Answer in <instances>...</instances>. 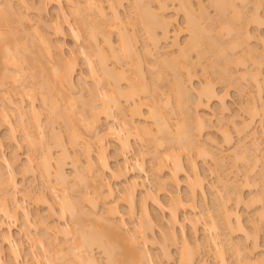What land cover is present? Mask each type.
Here are the masks:
<instances>
[{
    "label": "bare ground",
    "instance_id": "1",
    "mask_svg": "<svg viewBox=\"0 0 264 264\" xmlns=\"http://www.w3.org/2000/svg\"><path fill=\"white\" fill-rule=\"evenodd\" d=\"M6 1V0H5ZM20 5L22 7H25L31 11H33V16L34 19L37 23V25L35 24L34 26H32L31 28L29 26H27L25 23V25L30 28L28 29L23 22L24 21H28L29 20V16L26 15L27 17H23L25 14L22 13L21 18L23 19V21L21 22V18L20 20H15L14 18L17 16V14L15 15L14 12L12 13L11 11L14 8L11 3V1L7 0L6 4L4 2V5L2 6L0 3V87H3V82L6 81L7 79L9 80L11 77V80H15L11 81V83L16 84L18 83V85L16 84L15 87H22L21 85L24 86V89L22 87V90H28L30 92L31 90V94L26 95L32 100L31 104L29 106H24L25 104L24 101L22 100V98L20 100L22 101H14L13 99H8L7 104L5 103V105H7V108H4V106H1L0 108H4L1 109L0 111V125H6L8 128V133L6 134V136H2L0 134V151L2 149H4L5 146H9L12 147L14 149H16L15 151L11 152V154L9 156H7L6 154H0V264H23L20 262V252L19 249L17 247V244L15 243L12 233H11V227L6 223V221H12L14 219H16V216L18 215V213H22L23 214V218L25 221V230H26V234L25 237L27 238L28 242H30L31 244H33L35 241V237L36 235H33V228L36 227L38 224H43V234H40V237L37 238V242L39 246H42L41 249L42 251L44 250L43 253L41 254H32V260L35 264H101L99 263L100 260L98 258H96V255H94L93 253V248L97 247L99 249H101V251H103L104 255H106V264H158L156 262V260L153 258V256L149 253V249H148V244L149 242H154L153 238H152V232L154 231V228L156 227V223L158 221L157 217L151 212V210L149 209L148 203H147V197H149L147 195H145L143 200V197L141 199V217H140V222L139 224H137L136 228H133L134 230H130L132 228H130L128 225V223L126 222L125 218H124V214L119 210V208H117V206L115 204L106 202L103 206H104V210L102 212H99L98 215H94L96 220L95 222H100V229L99 231L95 230L97 228L93 227V229H91L92 225H87L85 223L88 222V220H90L91 218L85 217L86 212L80 208V205L78 206L76 204L77 200V196H74L73 199L71 197V194L78 192V186L81 184L83 187V184H87V187L90 188L89 185H91L92 188H94V192L92 193V191L90 192L88 190V192L92 193V196L89 195V198L85 199L86 194L88 193L86 191V194L84 195H80L83 194L82 190L79 193L78 198L81 199L83 198L84 202L88 201V202H93V206H94V210L95 207L98 208L97 205H99V201L101 199H106V198H111L115 196V190L111 184V181L109 180V178L112 179H121L122 177H129L127 182L128 185L124 188V194H123V201H126V204L129 206V214L131 215V217H133L136 213V191L138 189H140L141 187H143L144 184V180L145 178H142L143 175L146 176V178L150 179L149 174L150 172L147 171L146 167H145V161H144V157L148 154L146 152L148 151H143L141 149V144L140 142L144 143V141H149V143H153V144H158V145H162V143H170L174 142L177 145L173 146V147H178L180 149V151L182 149H184L185 151H195V153H197V156H201V157H209V158H214L215 160L217 159V156H215L212 152V150H210V148L208 149V145L206 144H200L201 142L198 141L200 139L199 138V134L202 135L203 133V129L206 123H208V121L211 122L212 118H208L206 117L205 114H201L200 112H198V108H200L203 105H206L208 107V105L213 102V101H218L219 103L225 104V97L223 95H221L218 90H216L215 85H212L211 82H206L207 80H205V84L203 82V84H199L200 87L195 84L196 82H193V78L195 79L196 77V72L193 71L194 67L198 65V63H200L198 61V63H195L192 61L193 58H191V52L192 51H197V53L203 57L204 52L207 51V53H213V57H215V63L213 67H216L215 64H217V67L219 65L220 66V73L225 74V78H239L240 77L245 81L250 78L249 80L250 83L253 82L255 86V88H257V95H259L260 93L263 92V88H264V69H263V63L260 60H257L260 56L258 54L259 50H255V47H248V49L246 48V45H241V43L239 42L240 40L243 41V44L245 43L246 40L248 39H252L254 38V34L253 32L250 31V29L248 28L250 25L249 24H253L251 22L258 23V26L260 24L263 25V20H261V18L259 19L258 17V10L259 8L261 9V6L264 5V0H210L211 3L213 5H216V9L217 7L220 8L221 12L219 11V8L217 9L219 11V13L222 15H224V17L222 18L224 20L225 15H229V18L226 17L225 18V23H226V19L228 18L230 20V18H232L231 20H233L231 23L224 24V27L227 25V29L226 32L229 34H231L232 37H234L232 39V43L230 48H224V50L227 49L228 53L229 50L231 51L232 49H234V47L237 45V48H243V49H247V55L249 57V59L254 60L252 61L256 68H254L255 70L253 71L252 69L250 70L248 67H246L247 65V55L245 54V50H243L244 52V59L247 61L246 65L244 62V59H242L241 57H243L241 55L240 58H238V60L234 59L235 64H239L240 61L243 62V64L245 65V72L243 70V74H240L241 76H237L235 74L231 73H226L228 70L227 67L228 65H230V63H234L233 61L229 62V58H228V54L227 52H224V50L222 49L221 44L216 46V42H213L212 39L210 41V39L208 41H204L205 38L203 33L205 32L206 35H208L206 32L207 30L203 31L201 24L199 25L198 21L196 20V18L193 16V5L192 2L190 0H181V3L179 4V11L181 8V11H184L183 14H185V23H187L186 25V30L189 31V39L186 43V45H181V42H179L178 40V36H179V31L181 32L182 29H178V31L175 32L172 30H170V25L171 23H173L171 20V18L169 19L170 16H168L166 14V8H168L167 6H165L164 4H160L159 0H156V2H159V6L160 10L159 12H156L154 10H150L152 7V0H150L151 4L144 0H134L132 1L134 7L136 8V12H135V16H138L137 18H135V24L137 23L136 21L138 19H140L139 21L141 23V27L142 29H144L143 31H145V35L148 37L147 41L152 44V46L154 47V50L156 49V51L160 50L159 48V43L161 41H169L174 35L173 39H172V43H169V45L172 46V48H177V52H175L174 55L172 53V51L170 52V55L167 54V49L166 51L164 50V53L166 52V55H160L162 52L158 51V52H152V49L149 50V48L147 49V52L145 53V56H150L153 57L154 60L159 61V64L161 63V68H159V72L154 69V72H152V75L155 74V81H161V77H163L165 74L169 73L174 75L173 77L175 79H173L174 84V88H175V102H176V107H175V112L176 110H178V112L180 113L179 115H181L180 119L181 121H177L175 128L173 129V127L171 126L170 122L168 121V118L166 115H164L161 111L159 112V110L157 111V108L154 105H151L150 102H148L149 99H153L156 98V94L158 92L157 87L155 86L154 90L151 89V87L149 86V84L147 83V75L144 73L143 68L139 65L138 62H141V56L139 55L140 50L137 47V42L138 39H136V35L135 33H131V32H135L133 30L134 29V25L132 26V30H127L129 26V24H126V20L123 18L122 14H120L121 12L119 11V7H121L124 3V1L127 0H106V2H108V8H109V13L106 12L105 7L101 4V3H97V1L95 0H86L84 3L80 2V0H65V2H67L69 5H71V11L73 13V15H75V22L76 25L73 24V21L71 22L69 19V15L66 12H63V8L62 3L64 0H39L38 2H36L35 0H18ZM84 1V0H83ZM155 1V0H153ZM164 3V1H162ZM80 3L84 4V8L85 10L91 14H93V12L95 14V22H97L96 24H94L95 22L93 21L94 17L91 16L90 18H92V22L94 23H89L87 20L89 19L86 15L88 14L86 11H83L85 13H82V10L80 9L82 6V4L80 5ZM154 3V2H153ZM50 4H54L60 7L62 15L60 13V16H63V21H61V19L57 18V20L52 21V23L50 24H46L47 22H44L45 20L43 19V15L48 13V7ZM86 4V6H85ZM150 5V6H149ZM153 5V4H152ZM164 5V6H163ZM249 5H254L255 11L257 13H255V15L251 16L250 20L249 17L247 18V16H249L246 12L244 14L243 8H247ZM9 7V8H6ZM6 11H3V8ZM11 7V8H10ZM133 7V9H135ZM57 8V7H56ZM11 11H9V10ZM263 9V7H262ZM63 10V11H62ZM168 10V9H167ZM249 10V9H248ZM254 10V9H253ZM257 10V11H256ZM60 11V10H59ZM193 11V12H192ZM226 11H231V14L228 12L227 14L225 13ZM243 11V12H242ZM246 11V10H245ZM260 11V10H259ZM11 13V15L9 13ZM253 12V13H254ZM180 13V12H179ZM177 13V14H179ZM12 14L14 18H12ZM24 14V15H23ZM27 14V13H26ZM88 14V15H89ZM260 15V14H259ZM233 16V17H232ZM261 17V16H260ZM87 18V19H86ZM96 18H99L98 20H96ZM59 19V20H58ZM15 20V22H14ZM90 20V19H89ZM230 20V21H231ZM228 21V20H227ZM237 21V23H235ZM229 22V21H228ZM239 23V24H238ZM40 24L43 25V28L40 27ZM239 26H238V25ZM128 25V26H127ZM249 25V26H248ZM136 28V27H135ZM97 29H99L100 33L97 32ZM130 29V28H129ZM160 31L161 34L157 33V31ZM30 30V31H29ZM31 32V34L29 33ZM84 36H86L85 34H87L88 36L87 39L84 40V42H86V44H88L87 47H85L86 49L88 48L90 51L87 52L86 49L83 48V50L77 52V50L75 49H71L70 50V56L66 57L65 53H64V44H65V37L67 35H71L72 38L75 41H79L80 39H82L81 37L85 38ZM118 33L115 34L117 40L113 39V34L114 33ZM177 33V34H176ZM208 33H210V31L208 30ZM32 36L31 39L29 37ZM102 36H101V35ZM135 36H134V35ZM178 35V36H177ZM205 35V36H206ZM99 36L100 38H102V41H99ZM229 36V35H228ZM257 38V37H256ZM149 39V40H148ZM87 40V41H86ZM117 41V42H116ZM210 41V43H209ZM217 41V40H214ZM231 41V40H230ZM250 41V40H249ZM248 42H246V44L248 45ZM207 42V44L205 43ZM117 43V44H115ZM206 46H204L205 44ZM209 43V44H208ZM213 43V44H211ZM240 43V44H239ZM85 44V45H86ZM202 45L204 46V48L202 47ZM232 45H235L234 47H232ZM161 46V45H160ZM239 46V47H238ZM151 47V46H150ZM162 47V46H161ZM164 47V46H163ZM166 47V46H165ZM218 47H220L221 49H217ZM203 48V49H202ZM252 48V49H251ZM164 49V48H163ZM203 50V52L201 51L202 55L200 54V50ZM153 50V51H154ZM173 50V49H172ZM220 50V51H219ZM170 51V50H169ZM209 51V52H208ZM219 51V53H218ZM150 53V54H149ZM160 53V54H158ZM173 55H172V54ZM178 53V54H177ZM157 54V56H156ZM206 54V53H205ZM225 54L227 55V58L225 56ZM172 55V57H171ZM198 55V58L200 57ZM83 58V61H85V63H87L89 76L90 79H92L93 83H92V87L88 86L85 80L83 79V75L81 76V73L78 74L79 71V59ZM156 59H155V58ZM200 57V58H201ZM96 58V60L94 59ZM115 60V63L118 64V66L116 67H110L108 64V60L110 61V59ZM137 60V62H136ZM221 60H223L221 62ZM117 61V62H116ZM135 61V62H134ZM220 61V62H219ZM260 61V62H258ZM250 62V61H249ZM158 63V62H156ZM153 64V66H155V64ZM231 63V64H232ZM157 64V66L159 65ZM225 64V65H224ZM200 65V64H199ZM227 65V66H226ZM241 65V63H240ZM152 67L151 68H156ZM224 66H226L224 68ZM231 66V65H230ZM229 66V69H230ZM160 67V66H159ZM224 68V70L222 69ZM247 68L249 70H247ZM29 70V71H27ZM158 70V69H157ZM162 70V71H161ZM28 73V80L26 78V72ZM161 71V72H160ZM225 71V72H222ZM12 72V74H11ZM15 72V73H14ZM230 72V70L228 71ZM19 73V74H18ZM242 73V72H241ZM14 74H17L18 76L20 74L23 75V77H25V80L23 78V80L26 83V80H28V82L25 84L24 81H22V83L20 82L19 85V81H21L19 78H15ZM11 75V76H10ZM20 75V76H22ZM229 75V76H228ZM231 75V77H230ZM44 76V78L46 79H42V77ZM78 76V78L80 79L79 81L82 83H78L79 86L82 85L83 88L81 87H77L78 84L76 82V77ZM92 76V78H91ZM194 76V77H193ZM220 76H223L220 74ZM223 76V77H224ZM234 76V77H233ZM222 77V78H223ZM13 78V79H12ZM42 79V81H41ZM159 79V80H158ZM236 80V79H235ZM238 80V81H239ZM241 80V81H243ZM247 80V81H249ZM90 82V80H89ZM122 82H126V86L123 87V83ZM156 83V82H155ZM85 86H84V85ZM94 84V85H93ZM159 84V82H158ZM252 84V83H251ZM12 85V86H13ZM27 87H26V86ZM37 85V89L38 93H40L39 95L41 96L40 100L43 103V105L45 106V108L47 110L43 109L45 111H48L50 117H51V123L53 121H58L61 120L62 121H71V116L70 114H72L74 116V111L73 109L70 110L71 108L69 107H77L76 106V100H78V98L80 99V101H86L85 104H83V102L79 101V103H81V108H79L78 114L80 113V122L82 124H84V126L87 128V130H89L88 132L91 133V139L89 140H93L95 143V145H97L96 149L94 150L93 147V143L91 141H89L87 138V140L85 139L84 144L82 146L85 147L81 148L84 149V153H85V159L84 161H86V166H82L81 169H83V173H81V171H79L77 164H79L80 159L79 157L77 158L76 156H79V151H76L81 144H78L80 141L77 137L78 134H74L72 131H76L75 129H72L73 126H68V131L70 129V141H69V147H73L75 149L74 152H77L75 155L76 160L73 161V166H74V170H75V174L73 176V178L75 180V184H71V187H68V185L70 186V179L69 174H67L68 172L65 170V162L67 161L65 158L71 156V152H69V147H67L68 144H65L66 142L62 140L63 137H61L60 140V134L56 137L55 135V129L54 127L52 128V132L53 134H49V136L51 135L52 138H54L53 136H55V140H53V144L58 142L57 146H60V150H61V154L59 153L57 159L54 158L55 161L54 165H52L53 162H51L52 160V150L53 148H51L53 145L52 143H49V141H47V136L45 133V126H47L44 124V121H41V112L42 110H40L39 108H37L38 106H36L35 101L39 98L38 97V93L36 92L37 90H34V87ZM40 85V86H39ZM91 85V82H90ZM157 85V84H155ZM17 87V88H18ZM88 87V90H86V88ZM92 89H90V88ZM14 88V86H13ZM12 88V89H13ZM27 88V89H25ZM39 88V89H38ZM16 89V88H14ZM79 89H83L85 90V92H80L77 90ZM89 89L91 90L90 93L88 92ZM9 90V89H8ZM34 91V92H32ZM40 91V92H39ZM9 92V91H8ZM26 92V91H25ZM34 93V94H33ZM55 93H58V96L60 95V97L58 98H62L64 100V102L69 101L71 102L68 103L66 105V107L64 108H69L65 111L63 108V104L61 106L59 99L56 98ZM83 93V94H82ZM84 93H88V96L90 97L89 99H81L82 97L80 96L81 94L84 95ZM151 93V94H150ZM33 94V95H32ZM78 94V95H76ZM91 94V95H90ZM150 94V95H149ZM87 95V94H86ZM261 95V94H260ZM77 98V99H75ZM87 96V97H88ZM262 96V95H261ZM38 97V98H37ZM37 98V99H36ZM260 98V96H259ZM24 99V98H23ZM67 99V100H66ZM255 98H253V102L251 99V104L253 107L249 108L250 110H247L250 115L252 114V111L256 110L257 108L261 107V106H257L256 102L260 101L258 99L254 101ZM75 100V102H73ZM261 100V98H260ZM59 101V102H58ZM30 102V101H29ZM73 102V103H72ZM156 102V100H155ZM194 102L195 105V110L197 111L194 115L193 112V107L190 106L189 103ZM76 103V104H75ZM159 103V102H157ZM262 103V102H261ZM73 104V105H72ZM127 105L126 108L124 105ZM249 103V105H251ZM38 105V104H37ZM71 105V106H70ZM78 105V104H77ZM83 105V106H82ZM147 106V113L145 114L142 110L143 106ZM223 105V106H225ZM248 105V106H249ZM222 106V107H223ZM63 110H61V108ZM191 107V108H190ZM250 107V106H249ZM29 111H28V109ZM83 108V109H82ZM254 108V109H253ZM264 108V107H263ZM8 109L10 110H15L16 111V116H17V124H18V128L21 130H23V136L24 138H22V140H26V142L28 143L29 146V150L30 152L33 150L32 149H36L37 150V146L39 145L40 150L41 151V155L42 157L38 160H40V162L38 163L39 168L42 170V173L44 172L45 174V178L47 177V179H45V181H47L45 184V187L42 188V190L40 189L39 191H37L38 193V197L36 195H34L36 198H34V200L36 199V201H40V202H44L47 207H48V215L47 218L42 222L40 220L37 219H32V215L29 212V210L27 209V207H25V205H23L24 201L21 203L19 201V199L17 198V193L19 191V183L18 181L15 179L14 177V173H15V167L17 165V163H19V157L17 156V149L19 147H21V143L18 140L19 136L16 135L17 133V128L14 125L15 122L13 123L11 120V117L9 115ZM80 109H82V111H80ZM190 109H192V114L189 112ZM225 111L228 109L227 106H225V108L223 107V111ZM262 109V107H261ZM9 110V111H10ZM69 110V111H68ZM263 110V109H262ZM68 111V112H67ZM260 111V110H258ZM67 112V113H66ZM195 112V111H194ZM69 113V114H68ZM200 113V114H199ZM256 113V111H255ZM254 113V114H255ZM75 114H77L75 112ZM148 114V115H147ZM205 115V116H204ZM253 115V114H252ZM251 115V121H253V119L255 120L254 116ZM256 115H258V112L256 113ZM48 116V117H49ZM136 116H139L140 121L144 123V125H142V123H137L135 120ZM10 117V118H9ZM47 117V118H48ZM55 119V120H54ZM58 119V120H57ZM105 119L106 122H108V125H106V128H103V130L100 128V125L102 124L101 122ZM194 122L195 128L193 127L194 125L190 124L191 121ZM49 120V118H48ZM53 120V121H52ZM152 122V126L150 123V126L147 125L146 122L148 121ZM46 121V120H45ZM48 122V125L51 124ZM56 123V122H55ZM73 123V120L72 122ZM54 124V122H53ZM67 124V122H66ZM20 125V127H19ZM73 125V124H72ZM193 127L196 132V134H193L194 131ZM209 125V126H208ZM206 125L208 127H211L210 124ZM249 122L247 120L242 121V126L248 127ZM102 126V125H101ZM152 126V127H151ZM71 127V128H70ZM153 127H155V129H153ZM197 128V129H196ZM54 129V131H53ZM101 129V130H99ZM197 130L199 131L197 134ZM202 130V131H201ZM202 133H201V132ZM51 133V132H50ZM73 133V135L71 134ZM76 133H78L76 131ZM90 133L89 134L90 136ZM40 134V135H39ZM80 134V133H79ZM86 134V133H85ZM86 134V135H87ZM223 134L226 135L225 132H223ZM62 135V134H61ZM22 136V137H23ZM80 136V135H79ZM88 136V137H89ZM161 136V138H160ZM255 136V135H254ZM81 137V136H80ZM198 137V138H197ZM226 141L227 139H229V136H225ZM256 137V136H255ZM50 139V137H49ZM48 139V140H49ZM57 139V141H56ZM259 139V138H258ZM50 140V142H52ZM156 140V142L154 141ZM61 141V142H60ZM79 141V142H78ZM111 141H113L112 143L115 142L116 144V149H114V153H115V165H112L109 160L110 157L107 154L108 148L110 145H112ZM163 141V142H162ZM165 141V142H164ZM211 141V140H209ZM230 141V139L228 140ZM227 141V142H228ZM65 142V143H64ZM255 142H258V140H256ZM141 145L139 146L140 149L137 147L136 150L135 146L136 145ZM142 143V144H143ZM203 143V142H202ZM145 144V143H144ZM155 144L156 148H160L157 147L158 145ZM256 144V143H255ZM254 144V145H255ZM56 145V144H54ZM165 145V144H164ZM175 145V144H173ZM206 145V146H205ZM253 145V146H254ZM261 144L257 143L254 147H256V153H260L262 151V149L260 148ZM144 146V145H143ZM161 146V147H162ZM172 146V145H171ZM170 148L174 150V148ZM81 147V146H80ZM175 148V149H176ZM177 148V150H178ZM243 148V146H242ZM240 146V149L243 150L242 151V155H247L246 154V150H245V154L244 149H242ZM52 149V150H51ZM166 149V148H165ZM168 149V150H169ZM182 150V151H184ZM240 150V151H241ZM166 151V150H165ZM176 151V150H174ZM254 151V150H252ZM60 152V151H59ZM73 152V153H74ZM238 154L235 156V159L237 161L238 157H242V155L239 153V151H237ZM34 153V152H33ZM95 153V155H94ZM150 153V151H149ZM162 153V152H161ZM164 153V152H163ZM162 153V155H163ZM251 153V152H250ZM258 153V154H259ZM70 154V156H69ZM172 154V155H171ZM171 154L167 155L166 153H164V155H166L167 157L165 158V160H170V163H168L167 161H160L163 157H161L160 155V159L158 158V160L161 162H157L156 163V167L154 170H160V171H154V173L156 175L158 174H162V171L164 169V167L169 166L171 167V171H173L176 174H170L172 175L171 177L174 178L175 183L178 184L177 181V173H179V171H181L182 173L185 174V177H187V181H188V185H189V193H190V201L193 202V204L191 205L192 209L196 210V196L198 194L204 195L205 196V177L199 172L196 160L193 156L189 157V162H190V172L188 173L184 167L183 164V158L182 155H178L172 152ZM240 154V156H239ZM253 155V153H251ZM264 156V153H262ZM40 155V156H41ZM61 155V156H60ZM73 155V154H72ZM155 156L159 157V156ZM171 155V156H170ZM174 155V156H173ZM250 155V154H249ZM255 155V154H254ZM55 156V155H54ZM169 156L171 157L169 159ZM216 157V158H215ZM237 157V158H236ZM246 157V158H245ZM251 160V156H248ZM221 158V157H220ZM249 158L247 159V156L242 157V160L245 163H247L249 161ZM254 160H258L263 161V157L262 159L259 157H257V154L255 155ZM35 159V158H34ZM34 159L31 156H28L27 158V162L25 163L24 166L22 165L20 170L21 173L24 174H29L30 172L34 173L33 166L34 164ZM65 159V161H64ZM157 159V158H156ZM155 159V160H156ZM241 159L238 158V161L240 160V162L242 161ZM37 160V159H35ZM37 160V161H38ZM220 160V159H217ZM64 161V162H63ZM257 161V162H258ZM75 162V163H74ZM79 162V163H78ZM147 162V161H146ZM154 162V164H155ZM166 162V163H164ZM243 162V161H242ZM250 162V161H249ZM32 163L34 164L32 166ZM36 163V162H35ZM168 163V164H167ZM244 163V164H245ZM159 164H164L162 167V169L160 168V166H158ZM264 164V163H263ZM7 170H9L8 172H10L8 177H5L6 175H4L5 173H3L1 167H4ZM37 166V165H36ZM158 166V167H157ZM55 167V168H54ZM34 168H36L34 166ZM38 168V167H37ZM38 168V169H39ZM54 168V170H52ZM160 168V169H159ZM264 168V165L263 167ZM87 171L86 173L84 172ZM133 170H139L138 172L140 174H132ZM263 170V169H262ZM5 172V171H4ZM54 172V173H53ZM262 172V171H261ZM264 172V171H263ZM31 173V174H33ZM85 173V174H84ZM23 174V175H24ZM106 174H108L106 176ZM154 174V176H156ZM11 175V176H10ZM25 175V176H26ZM159 175V178L155 179V181H157L158 179H160V182L163 178H161V176ZM163 176V175H162ZM55 180H53L54 178ZM107 177V178H106ZM170 177V179H171ZM246 177L249 176H244V181L248 180ZM72 178V179H73ZM263 179V178H262ZM143 180V181H142ZM147 180V179H146ZM173 180V179H171ZM264 180V179H263ZM53 181L56 182V184H53ZM237 182V180H234ZM246 181V182H248ZM159 182V181H158ZM165 181L163 180L162 183H164ZM170 182V181H169ZM251 182V180L249 181ZM96 183V184H95ZM235 184L234 182H227L226 184ZM240 182H237L235 186V189L230 188L227 189L230 194H232L231 196H229V192H228V197L224 196L223 199L221 198L220 200V205L219 207L216 209L217 210V216L218 218L215 217L212 218V216H210L212 223H210V225L206 226L208 230H210L211 235L210 238H208L206 244H207V248L208 250L211 249V246H214L217 250H216V255L218 256L219 264H230V261L227 259L228 256H226L227 251L224 250L225 246H223L224 243H222L223 241L220 239L221 234L217 232V229L219 228L220 224H218L219 222L222 221V225L224 227V229L227 231V233L231 234L232 232H238L239 233H244V236H247L246 239H248V235L250 236L249 231H247L246 226L243 224V220L241 217V214L239 212V205H241L242 203L246 204V199L244 198V196L241 194L243 191L241 190H237V187L241 184H239ZM95 184V185H92ZM231 184V185H233ZM239 184V185H238ZM244 184V183H243ZM249 184V183H245V186ZM251 184V183H250ZM160 185V183H159ZM166 185V182H165ZM231 185H228L227 187H231ZM238 185V186H237ZM258 185V184H257ZM256 185V186H257ZM262 185H264L262 183ZM242 186V185H241ZM240 186V187H241ZM244 185L242 186L243 188L245 187ZM79 186V190L81 188ZM84 187V188H85ZM90 188V189H92ZM103 188H106V193L107 196L106 198H103V194H105V192L102 191ZM162 188V187H160ZM242 188V190H243ZM83 189V188H81ZM238 189H240L238 187ZM264 189V188H263ZM45 190L49 191L50 194V198H48L47 196L49 194L45 193ZM232 190V191H230ZM237 190V191H236ZM239 191V192H238ZM261 191L262 193H260L261 195L264 193V191L262 190L261 187ZM260 191V192H261ZM233 192V193H231ZM71 193V194H70ZM85 193V192H84ZM235 193V194H234ZM36 194V193H35ZM47 194V195H46ZM233 194L236 197V201L237 202V206H235V208H231L230 206H228V201L230 202L229 199H231L230 197L233 198ZM32 195L31 191H27L25 193V198L28 199V196ZM52 195V196H51ZM72 195V196H73ZM23 196V197H24ZM33 197V196H32ZM53 197V201H57V203L60 205L59 210L57 211L55 209V205L54 203L51 201V198ZM264 197V194H263ZM76 198V200H74ZM154 200V206L159 208V209H164L165 206L164 204L159 200V198H155L152 197ZM262 198V197H261ZM33 199V198H31ZM25 200V199H24ZM74 200V201H73ZM90 200V201H89ZM223 200V201H222ZM228 200V201H227ZM253 200V198L251 199ZM260 199H258L259 201ZM78 201V200H77ZM82 201V200H80ZM105 201V200H104ZM124 201V202H125ZM180 200H177L175 202V204L180 203ZM222 202V203H221ZM251 201H248V203L250 204ZM254 202L256 203L257 201L254 200ZM253 202V203H254ZM78 203V202H77ZM252 203V204H253ZM91 204V203H90ZM181 204V203H180ZM178 204L177 206H172V207H176V209H178L177 207H179ZM244 204V205H245ZM217 205V206H218ZM174 208H171V210ZM100 210V209H99ZM97 211V210H96ZM174 210L171 211V216H172V220L173 222L175 221V223H180L179 218L177 216V213ZM93 213H95V211L92 212V216ZM97 213V212H96ZM102 213V214H101ZM219 213V214H218ZM264 213V212H263ZM262 214V212H261ZM90 215V216H91ZM91 216V217H92ZM93 216V218H94ZM97 216V217H96ZM262 216V215H261ZM55 217H58V220H66L67 224L69 220H72L71 222H73V225L75 226L74 229H76L75 233L72 232V230L69 229V224L67 225H61V223H56V221L53 220V218L55 219ZM70 217V218H69ZM84 217V219L82 218ZM260 217V215H259ZM258 217V218H259ZM69 218V220H67ZM217 218V219H216ZM52 219V220H51ZM86 219V221H85ZM209 219V220H210ZM260 219H263L262 217H260ZM259 219V220H260ZM85 222H84V221ZM190 220V219H189ZM193 221V219H191ZM190 220V221H191ZM218 220V221H217ZM220 220V221H219ZM92 221V219H91ZM210 222V221H209ZM85 226H84V225ZM197 222L194 223L193 225L196 226ZM208 224V223H207ZM259 224V223H258ZM257 224V226H258ZM86 225L88 227H86ZM95 225V224H94ZM139 225V226H138ZM260 225V224H259ZM102 226V227H101ZM136 226V225H135ZM134 226V227H135ZM193 226V227H194ZM256 226V225H255ZM261 227V226H260ZM90 228V230H89ZM254 228H258V227H254ZM35 229V228H34ZM37 229V227H36ZM261 229V228H259ZM24 230V232H25ZM219 230V229H218ZM258 230V229H257ZM150 231L152 234H150ZM248 233H247V232ZM256 231V230H254ZM253 231V233H254ZM261 231V230H260ZM167 233V232H166ZM247 233V234H246ZM258 233V231H257ZM171 234V233H170ZM255 234V233H254ZM43 235V237H42ZM151 235V236H150ZM172 236H174L173 241H175V232L171 234ZM258 235V234H257ZM171 236V237H172ZM256 237V236H255ZM39 241V242H38ZM172 241V242H173ZM222 241V242H221ZM229 241H227L228 243ZM176 243V241H175ZM225 243V244H227ZM230 243V242H229ZM228 243V245H229ZM241 244H236V246H234L233 249L236 250V257L238 259V263L239 264H249L250 262L253 263V261H255V263L253 264H264V258H260L263 260H260L258 258H256V260H254L252 258L251 261H247L248 255H251L250 251L248 248H246L247 246H242L245 245L242 242H240ZM35 244V243H34ZM33 244V245H34ZM231 244V243H230ZM177 245V244H176ZM191 245V241H189L188 239H184L183 244L181 245L182 248H180L181 250V256L179 258L180 262L179 264H195L194 262V254L198 253L197 250L195 252V246H190ZM194 245V244H193ZM232 245V244H231ZM235 245V244H234ZM227 246V245H226ZM233 246V245H232ZM197 247V245H196ZM213 248V247H212ZM245 248L246 251L245 255H243V249ZM166 247H165V251H166ZM197 249H200V246L198 245ZM226 249V248H225ZM193 250V252H192ZM211 251V250H210ZM195 252V253H194ZM226 252V253H225ZM249 252V253H248ZM47 253V257L49 255L50 258L53 256L54 259H50L49 257L47 258L44 254ZM238 253V254H237ZM43 254V255H42ZM164 254L166 256H169L168 258L171 257V255H169V252H164ZM67 255V256H66ZM69 255V257H68ZM234 255V256H235ZM242 256L247 257L246 259L243 258ZM66 258V260H64ZM216 257V256H215ZM240 257V258H239ZM251 256H249L250 258ZM264 257V256H263ZM248 258V259H249ZM217 259V257H216ZM44 260V261H43ZM246 260V261H245ZM250 260V259H249ZM197 261V260H196ZM201 263L199 264H207L204 261H200ZM197 263V262H196ZM26 264V263H24ZM251 264V263H250Z\"/></svg>",
    "mask_w": 264,
    "mask_h": 264
},
{
    "label": "rangeland",
    "instance_id": "2",
    "mask_svg": "<svg viewBox=\"0 0 264 264\" xmlns=\"http://www.w3.org/2000/svg\"><path fill=\"white\" fill-rule=\"evenodd\" d=\"M6 1L5 0H0L1 5L3 6L4 2L6 4ZM9 1H11V3L13 4L12 6L14 8L10 7L11 9H13L12 11L9 10V9H7V10L11 11L12 13L14 12V14L15 13L17 14L16 17H15L16 14L15 15L12 14V18L15 17L14 18L15 20H17L19 18L18 20H20L22 13H24L25 15L23 14L24 15L23 17L25 18V17H27L26 15H28L29 16V20L28 21H24L23 24L25 23L30 28L32 26H34L35 24L37 25V23H36L37 19L35 20L34 17H32L33 14H34L33 11H31V10L25 8V7H22L18 0H9ZM35 1L38 2L39 0H35ZM85 1L86 0H84V1L80 0V2H82V3H84ZM95 1H97V3H101L105 7L107 13L110 12L109 8H108V2H106V0H95ZM132 1H134V0L124 1L123 5L121 7H119V11L121 12L120 14H122L123 18L126 20V24H129V26L127 25L128 27H126V28H128L127 29L128 31L132 30V28H133L132 26L134 25V29L135 30H133V31H135V32H131V33H135L136 39H138L137 47L140 50L139 55L142 57L141 58L142 59L141 62H138V63L143 68L144 73L147 75V78H148L147 79V83L149 84V86L151 87L152 90H154L155 86L158 89V92L156 94V98L149 99L148 102H150L151 105H154L157 108V111L159 110V112L161 111L164 115L167 116L168 121L170 122L171 126L174 129L177 121H179V120L181 121V119H180L181 115H179L180 113L178 112V110H176V112H175V107H176V102H175L176 101L175 100V98H176L175 93L176 92L175 91L176 90L174 88L175 87L174 86L175 83L173 82V79H175L173 77L174 75L169 74L171 72L165 74L163 77H161V79H160L161 81H158L159 82V84H158L157 80L155 81V79H156L155 78L156 77L155 74L157 73V71L159 72V70H160L159 68L162 67L161 63L159 64V61L154 60L153 57H150V56H147V55L145 56V53L147 52L148 48H149V50L153 48L152 52L160 51L162 53L161 54L158 53V54L163 55V56H164V54H165V56L167 54L170 55L171 51L174 54L175 52H177V51H175V50H177V48H174V47L172 48V46L169 45V43H172L171 41H172V39H173V37L175 35L169 41H161L159 43V45H158L160 50H158V51H156V49L154 50V47L152 46V44H154V43H151V41L150 42L147 41L148 37L145 35L146 33H145V31H143L144 29H142L143 27L141 26V24H139V23H141L139 21L140 19H138L136 21L137 23L135 24V20H136L135 18H137L139 15L135 16L136 8L134 7V5H133L134 3ZM144 1L148 2V4L149 3L151 4L150 0H144ZM162 1H164V3ZM190 1L192 2L193 10L195 9L194 12L192 11L193 12V16L196 18V20L198 21L199 25L201 24L202 29L205 28V29H203V31L207 30L206 33L208 35H206L205 32L203 33L204 37L208 36L207 38L204 39V41H208L210 38H212L213 40L210 39V41L212 40L213 42H216L215 43L216 46H219V45H217V42L219 41L218 44L222 45L220 47H222L223 50H224V48H230L231 43H232V39L235 37V35L233 34L234 37H232L233 35L231 36V34L233 32L232 33L230 32L231 34L230 33L228 34L226 32L227 29H225V28H227L228 23H231L233 21V20H231L232 18H230V20H231L230 21L228 19L229 15H225V18L228 17L226 19V23H225L224 22L225 18H224V20L222 19L224 17V15H223V17L221 15L223 12L220 14L219 13V11L221 12L220 8L217 7V9L219 8V11H218L216 9V7H215L216 5H213L210 0H190ZM82 3H80V5ZM180 3H181V0H161L160 1V4H164L165 6L168 7V8H166V11H167L166 14L168 16H170L169 19L171 18V20H173L172 21L173 23H171V25H170L171 26L170 30H172V32L173 31L175 32V30L178 31V29L180 27V29H182V30H181V32L179 31V36L177 35L178 36V40H179V42H181V45H184V44L186 45V43H187V41H188V39L190 37V35H189L190 32L186 30L187 29L186 28L187 23H185L186 22L185 21L186 18H184L185 17V14H183L184 11H181V8H180V11H179V4ZM152 4H151V6L149 5L150 7H152L150 10H153V7H154V10L155 11L157 10L156 12H159L160 7L162 5L159 6V2H156V0L155 1L152 0ZM69 6L72 7L71 5H69L64 0L63 3H62V6H61L64 11L63 10L62 11L66 12L69 15V18H70L69 20L71 22L73 21V24L76 25V22L74 21L76 19L75 15H73V13L71 11V8ZM85 6H86V4H85ZM80 7H81L80 9L82 10V13L85 16V13L87 11L84 8V4H82V6H80ZM133 7L135 9H133ZM262 7H263V9H262ZM4 8H3V11L6 10V9L4 10ZM6 8H9V7L6 6ZM83 8H84V11H86L85 13L83 11ZM134 10H135V12H134ZM259 10L257 12L258 13V17H259V19L261 18V20H263V22H264V5H262L261 9L259 8ZM243 11H244V14L246 12L245 16H247V14L249 15V16H247V18L249 17V20L251 19L250 17L253 14L255 15V13H256V12H254L255 11L254 5H249L247 8H243ZM228 12L231 14V11H226L225 13L227 14ZM60 13L62 15V12H61V9H60L59 6L54 5V4H50L49 7H48V13L43 15V17H44L43 19L45 20L44 22H47L46 24H50V23H52V21L57 20L58 16L61 19L63 16H60ZM177 13H179V14H177ZM257 13H256V15H257ZM9 14L11 15V13H9ZM88 14L86 15V17L89 16L88 18L90 20L88 19L87 21L88 22L90 21L89 23H94L96 14L94 12H93V14H95V15H93L92 12H91L92 15L91 14L88 15ZM136 14H137V12H136ZM13 15H14V17H13ZM90 15L94 17V19H93L94 22L91 21L93 17L90 18L91 17ZM98 19L99 18H96V20H98ZM15 20H14V22H15ZM22 21H23V19L21 20V22ZM61 21H63V18L61 19ZM96 23L97 22H95L94 24H96ZM235 23H237V21ZM251 23H253V24H249L250 26L248 25L249 26L248 28L250 29L251 32H253L254 36L255 35L256 36L254 38H252V39L246 40L244 44H243V41H242L243 39L240 40L239 42L241 43L242 47H243V45H246L247 49H248L249 45H250V47H252V46L255 47L254 48L255 50L258 48L257 50H259L258 54H259L260 57L257 60H260L263 63L262 65H263V69H264V23H263V25L261 24V26H260V24L258 26V23H255V24H254V22H251ZM224 24H227V25L224 27ZM40 27L43 28V25L40 24ZM30 28H28V29H30ZM208 30L210 31V33H208ZM160 31L158 29L157 33L161 34ZM97 32L100 33L99 29H97ZM29 33L31 34V32H29ZM84 33H86V32H83L82 36H84ZM30 34H29V37L31 39H34V38H32V36H30ZM115 34H118V33L116 32V33L113 34V39L117 40ZM85 35L88 36L87 34H85ZM86 36H84L85 38L81 37L82 39H80L79 41H75L70 34L67 35L65 37V44L63 45L64 46L65 56L66 57L70 56L69 53H70L71 49H75V50H77V52H79L80 50L82 51L83 48L86 49L85 47L88 46V44H86V42H84V40L87 39ZM98 39H99L100 42L102 41V38H100V36H99ZM214 40H217V41H214ZM210 41H209V43H210ZM248 41H249V43L247 45L246 42H248ZM205 43L207 44V42H205ZM205 43H203V44H205ZM115 44H117V43H115ZM206 44L204 46H206ZM211 44H213V43H211ZM204 46L202 45L203 48H204ZM234 46L235 45H232V47H234ZM220 47H218V48L216 47V48L217 49H221ZM236 47H237V45L234 47L235 50H233V49L231 51L229 50V53H228L227 49L224 50V52H227V54H228L229 62H231V61L234 62V59L238 60V58H240L241 55L243 56V57H241L242 59H244V57H245V55L243 53L244 52L243 50H245V49H243L242 47L236 49ZM250 47H249V49H250ZM167 49H169L170 51L167 50ZM202 49L200 50V54L201 55H202L201 51L203 52ZM247 49L245 50L246 51L245 52L246 55L248 54L247 53ZM164 50L168 51V52L166 51L167 54H166V52L164 53ZM86 51L89 52L90 50L87 48ZM219 51H218V53H219ZM172 55H171V57H172ZM174 55H176V54H174ZM198 55L199 54L197 53V51H192L191 55H190V56H192L191 58H193L192 59L193 62H195V63H198V61L200 62V63H198L197 66H195L193 68L194 69L193 71L196 72V77H195V79L193 78V82H196L195 84L197 85V87L198 86L200 87L199 84H201V83L203 84V82L205 80H207L206 82H211L212 85H215L216 90H218V92L225 97V101L224 102L226 103V105L223 104V102L221 104L218 101H213V102H211L208 105V107L206 105H203L200 108H198V110H197L198 112H200L201 114H205L206 117H208V118L210 117L212 119H211V122L208 121V123L205 124L204 129H203V133L201 132L202 130L200 131L202 133V135L199 134L198 135L199 138L198 137L197 138L200 139V140H198V141L201 142L200 144H206L207 143L208 149L210 148V150H212V152L215 153L214 155L217 156V159H220V160H217V159L215 160L214 158H209L210 156L209 157L197 156L196 155L197 153H195V151H192V152L191 151H187V150L185 151L184 149H182L184 151H182V150L180 151V149L178 147H177L178 148V150H177L176 147H173V146L177 145L174 142H171L172 144H170V143H162L163 146L161 144L158 145V144L155 143L156 145H158L157 147L160 146V148H156L155 144H153V143L152 144L151 143L148 144L149 141H147V143H146V141H144L145 144L143 142H142L143 144L140 142V144L142 146L139 145V143H138V145L135 146L136 150H139L140 149L139 146H141V149L143 148L142 149L143 151L144 150L148 151V152H146L148 154L144 157V161H145V167H146L147 171L148 172L151 171V172L148 173L150 179L146 178L145 175L142 176V178H145V180L144 181L142 180L144 182L143 187L138 189L136 191V194H135V197H136L135 198L136 199V213L137 214H135L133 217H131V215L129 214V208H128L129 206L126 204V201L125 200H124L125 202L123 201V199H124V197H123L124 192L123 191H124V188L128 185L127 180H128L129 177H122L121 179L109 178V180L111 181V184H112V186H113V188L115 190V196L111 197V198L110 197L106 198V196H107L106 188H103L102 191L105 192V194H103V198H106V199H101L99 201V203H98L99 205H97L98 208L95 207V210L93 209L94 208L93 202H91L90 200H89L90 202H88V201L84 202L85 199L89 198V195H91V197H93L92 193L94 192L93 191L94 188H92L91 185H89V186L92 189H90L88 187L86 189V187H85V186H87L88 183L86 185L83 184V187H81L82 183L79 185L83 189L80 188V190H79V186L77 187L78 188V192H80L81 190H82V192L83 191L85 192V193L83 192V194H81V192H80V195L86 194V191L88 192V190L92 191V193H90L91 192L90 191V192H88L86 194L84 200H83V198L79 199L81 196L79 195L78 192L74 193V195H73V193L72 194L70 193V194H71L72 199H73L74 196H77L76 198H77L78 201L76 200V198L74 199L76 201H74V200L73 201L76 202L77 205L79 204L81 209L84 208L83 210L86 212L85 217H86V215H87V217H88L89 214L91 215L93 211H95V213H93V216L94 215H98L99 212L104 213L105 211L103 212V210H104L103 209L104 208L103 205L106 202L115 204L117 206V208H119V210L124 214V218H125L126 222L129 224L128 226L130 228H132V229H130L132 231L134 230L133 228H136L137 224H139L140 217L142 215L141 214L142 213L141 212L142 211L141 210V208H142L141 207V204H142L141 199H142L143 196L145 197V195H146V197H147V195L149 194L148 195L149 197H147L149 199H147V198H145V199H147V203H148L149 209L157 217L158 221L156 223L157 225L154 228V231L152 232L153 234L150 231V234L153 235L152 238L154 239L153 240L154 242H149L148 249H149V253L153 256V258L156 260V262L158 264H179V262H180L179 258L181 256L180 248H182L181 245L183 244V241L186 238L189 241H191V245H190L191 247L195 246L194 247L195 248V252H196V250L198 252L197 254L194 252L195 253L194 254V257H195L194 262H195V264L201 263L200 261H204L207 264H219L220 260L218 259V256L216 255L217 254L216 253L217 249L214 246H211V249H209V250L207 248L206 242H207L208 238H210L211 233H213V232L208 230L206 226L207 225L209 226L210 223H212L211 219L214 218L215 215L218 218L216 209L220 205L221 198L225 199L224 196L228 197L227 194H228L229 191L227 189H230V188L235 189L236 187H233V186H235L237 182H240L239 184H241L242 186L243 185L245 186V183H249L244 188L241 185L238 184L239 186L238 185L237 186L240 189H238V187H237V190L243 191L241 194L246 199V204L242 203L241 205H239L238 208H239V212L241 214L242 220H243V224L246 226L247 231H249L250 236H249V234H247L248 233L247 231H246L247 232L246 234L248 235V239H246L247 236H244L245 235L244 233L243 234L239 233V231L238 232L237 231L236 232H232L231 234L227 233V231L224 229V227L222 225V221L218 223V224H220V223L221 224H220V226L218 228L219 230L217 229V232L221 234L220 239L222 238L221 240L222 241L224 240L223 242L222 241L221 242L224 243L223 246H225V248H226V249L224 248V250L227 251V253L226 252L225 253L227 254L226 256H228L227 259L230 261V264H239L238 263L239 261H238L236 255H235L236 253H234V252H236V250L233 249V248H234V246H236V244H241L240 242L245 244V245H242V246H244V247L247 246L246 248H248V249L250 248L249 251H250L251 255L245 253L246 249L243 248V249H245V250H243V253H244L243 255L247 254L248 258H249V256H251L249 258L250 260L247 257L242 256L245 259L247 258L248 262L251 261L252 258L254 260H256V258H258V259L264 258L263 257L264 256V213H263L264 212V197H263L264 193L262 195L260 194V193H262L261 187H262V190L264 191V189H263L264 185H262V183L264 184V180H263L264 179V172H263L264 168H262L263 165H264L263 164L264 163V160H263L264 156H262L263 155L262 153H264V108H263L264 107V88H263V92L260 93L262 96L260 94L257 95L258 94L257 93L258 90H257V88L253 87V86H255L253 82H251L252 84L250 83V81H251V80H249L250 78L247 79L249 81H247V80L245 81V79L243 80L240 77L241 76L240 74H243V70L245 72V70H246L245 68L246 67H248L250 70L253 68L252 69L253 71L255 70L254 68H256V67H254L255 65L252 64L253 63L252 61H254V60L251 61V59H249L248 55L246 56L247 59H249V60H247L248 62L244 59V62L245 61L247 62V65H246V62H245L246 67L243 64V62L240 61L241 65H240V63L239 64H235V62L234 63L231 62L232 63V64L230 63L231 66L228 65V67H227L228 69H226L228 71L230 70V72L227 71L226 73L229 74V73L233 72L232 74H235L236 75L235 77L239 76L240 80H239L238 77L231 79L232 78L231 75H230L231 78H229V77L225 78L226 75L223 74V73H220V74L223 75V76L225 75V76L224 77L220 76L218 71L221 72V70H219L221 65H219L217 67V64H215L216 67H213L214 63H215L214 62L215 61V57H216V56L213 57L214 56L213 53L211 54L210 52L207 53V51H205L203 57H201L199 55L201 58L200 57L198 58ZM156 56H157V54H156ZM225 56L227 58L226 54H225ZM113 59L111 58L110 61L108 60V64H109L110 67H113V66H115L117 64V63H115V60H113ZM94 60H96V58ZM79 61L80 62H79L78 74L81 73V76L83 75L82 77H83L84 80H85V78L86 79L88 78L86 80V82H88L87 85L89 84L88 86L93 88V86H92V83H93L92 79L93 78L91 76L92 79H90V76H89L90 69L88 68L87 63H85V61H83V58H81V57H80ZM222 61L223 60H221V62ZM260 61H258V62H260ZM136 62H137V60H136ZM156 62H158V63H156ZM238 62H239V60H238ZM154 63H156L155 66H157V64H159V65L156 68H151V66L155 67V66H153ZM117 66H118V64L116 65V67ZM226 66H224V68ZM229 66H230V69H229ZM224 68L223 69L221 68V69L224 70ZM248 68H247V70H249ZM88 69H89V71H88ZM154 69L156 70V73L154 72ZM161 69H163V68H161ZM27 71H29V70H27ZM27 71H25L26 72L25 73L26 74V78L28 77V74H27L28 72ZM152 72L155 73V74L152 75ZM222 72H225V71H222ZM11 74H12V72H11ZM20 75H22V74H20ZM20 75L18 76L17 74H14L15 78L17 77V78H19L21 80V81H19V85H20V82L22 83V81L25 80V77H23V75L22 76H20ZM11 77H9L10 78L9 80L7 79L6 81L3 82V85H4L3 87H0V107L4 106L5 103L7 104L8 99H13L14 101H18V100L22 101L23 100L24 101L23 104H25L24 106H29L31 104L32 100H30L31 97L29 98L28 96L31 94V90H33V89H30V92L28 91L29 89L25 90L26 91L25 92V91L22 90V87L24 89L23 85H21L22 87H20V88L18 86H17L18 88L15 87L16 84L18 85V83L13 85V83H11V81L15 82V80H11ZM23 78H24V80H23ZM43 78H44V76L42 77V79ZM42 79H41V81H42ZM44 79H46V78H44ZM28 80H26V83L28 82ZM75 80H76V82L78 81L77 84L81 83L79 81L80 79L78 78V76L76 77ZM89 80L91 82V85H90ZM241 80H243V81H241ZM24 83H25V81H24ZM122 83L124 84L123 87H125L126 86V82H122ZM79 84L77 86L78 88L82 86V85L79 86ZM155 84H157V85H155ZM204 84H205V82H204ZM12 85L16 89H14ZM35 88H37V85L34 87V90H37ZM81 88H83V86ZM92 88H90V89H92ZM25 89H27V88H25ZM90 89L88 91L89 93L91 91ZM80 90L81 89L77 90V93L79 91L78 94H80V92L83 89L81 91ZM86 90H88V87L86 88ZM27 92L29 93V95H28ZM32 92H34V91H32ZM36 92L38 93V90ZM82 92H85V90H83ZM26 93H27L28 96L26 95ZM39 94L40 93H38V97L39 98L38 97H37L38 99L36 98L37 100L35 101V104H36V106H38L37 108L42 110V111H40L41 114H42L41 121H44L45 125L47 123V126H45V129H46L45 133H46V135H48L47 136L48 139L50 137V139L49 140L47 139V141H49V143L53 144L54 141L51 140V139H54L55 136H53L54 138H52V136L51 135L49 136V134H53L52 128L54 127L56 137L60 134V137H59L60 140H61V137H63L62 140L65 141L66 143L65 142L64 143L68 144L67 147H69V145H70L69 144V141H70L69 138L71 136H70V133H69L70 129L68 131V128H69L68 126H70V125L73 126V128L70 127L71 130L75 129L78 133H76V131H74V130L72 132L74 134H78L77 137H78V139L80 138L79 139L80 142L78 141L79 142L78 144L82 143L80 145L81 147L80 146L77 147L78 149L76 151H79L78 152L79 156H76V157L77 158L79 157V159H80V161H79L80 163L78 162L79 164H77V167L81 166V167H78V169H79V171H81V173H83V169H81V168H82V166L84 167L87 164H86V161H84V160H86L85 159L86 157L84 156L85 153H84V155L82 153V152H84V149H85V147L82 146L84 144V142H82V141H84L86 138L88 140L91 139L90 137L92 135H91L90 132H88L89 130H87V128L84 126V124H82L80 122V120H81L80 118L82 116L80 117V113L78 114V112H77V111H79V108H81L80 107L81 103L78 102V100L80 101V99L78 98V100H76V103L78 104L77 105L75 103L76 106H77L76 108L74 106L73 107H69V108H71L70 110H72V109H73V111L75 110L74 113H73L74 116L72 114H70L71 121H69V120L67 121L68 118H66V121H64V120L62 121V119L61 120L57 119L58 121H53L52 120L54 122V124H53V122L51 123V120H50L51 117L49 115H47V114H49L48 111H45V110H47L46 109L47 107L45 108V106L41 102V100H40L41 96ZM56 94H57V96H56ZM78 94H76V95H78ZM82 94L80 95L82 97L81 99L85 100V99H89L90 98L88 96V93H86L87 95L85 93H84V95H82ZM55 96L60 101L64 100L62 98H58V97H60V95L58 96V93H55ZM259 96H260L261 100H260ZM75 97H77V96H75ZM78 97H79V95H78ZM21 98H22V100H20ZM253 98H255L254 101L255 100L258 101V99L260 101V104H259V102H256L257 103L256 108L258 106H261L263 110L261 109V107L257 108L255 111H256V113L258 112V115H256L255 111L253 110L252 111L253 115L252 114L251 115L252 116L255 115L254 116L255 120L253 119V121L250 122L251 121V119H250L251 115L249 113L250 111L248 112L247 110H250L249 108L253 107L252 104H251L253 102ZM75 99H77V98H75ZM251 99H252V102H251ZM155 100H156V102H155ZM66 102L71 104V102H69V101H66ZM66 102H64V101L60 102L61 106H62V104L64 105L63 108L66 107V105L68 104ZM73 102H75V100ZM82 102H83V104H85L86 101H82ZM157 102H159V103H157ZM249 103L251 105H249ZM189 104H190V106L193 107L194 102H192V103L190 102ZM223 105L227 106L228 109L226 111H225V109H224V111L222 110L223 107L225 108V106H223ZM6 106L7 105H5L4 108L8 107V106L7 107ZM41 106H44L45 110ZM124 106L126 107L127 105L125 104ZM4 108L3 107L0 108V111H1V109H4ZM69 108H67V109H69ZM126 108H128V107H126ZM194 108H195V105L193 107V112H192V109H190L189 112L190 113L192 112L195 115V113L197 111ZM67 109L64 108V110H63L61 108V110H63V111H65ZM82 109H80V111H82ZM147 109H148V107L146 105L142 107V110H143V112L145 114L147 113ZM176 109H177V107H176ZM9 110L10 109H8V112H9V115L11 117L12 122L13 123L15 122V124H14L15 126L17 125L16 128L18 130H17L16 135L19 136L17 138H19L18 140L21 143V147H19L17 149V153H18L17 156L19 157L20 161H19V163H17V165L15 167V173H14L15 179L19 183V191L17 193V198L19 199V201L21 203L24 201L23 205H25V207H27V209L31 213L32 219H37V220H40V221L43 222L47 218L48 207H47V205L44 202L36 201V199L34 200V198H36L34 195L37 196L39 194L37 191H39L40 189L42 190V188L45 187V185H46L45 183L47 182V181H45V179H47V177L45 178L44 172L42 173L43 169L41 170L39 168V166H38L39 165L38 163L40 162V160H38V159H39V157L40 158L42 157L41 151H43V150H40L41 147L38 145L37 146L38 147L37 150L36 149L35 150L32 149L34 153L32 151L30 152L28 143L26 142L25 139L22 140V138H24V136H23L24 134L22 132L23 130H21V128L20 129L18 128V124L19 123L17 124V122H18L17 119L18 118L16 116V111L15 110H10L9 111ZM258 110H260V111H258ZM28 111H29V109H28ZM75 112L77 114H75ZM47 117L49 118V120H48ZM135 118H136L135 120H137L136 121L137 123H140V124L142 123V125H144L143 121L142 122L140 121L139 116H136ZM72 120H73V123H71ZM245 120H247L249 122V125H248V127L244 128L242 126V121H245ZM47 121H49V123H51V124L48 125ZM191 121H192V119H191ZM66 122H67V124H66ZM101 123H102L101 124L102 126L100 125V128L103 130V128H106V125H108V122H106L105 119H104ZM146 123L149 126H150V124L152 125V122L150 120L148 122H146ZM190 124L194 125L193 127L195 128L196 124H194L193 121L190 122ZM208 124H210L211 127H208L209 126ZM206 125H208L207 128H206ZM152 126H154V125H152ZM19 127H20V125H19ZM193 127H191V128H193ZM194 128H193L192 131L195 130ZM54 129H53V131H54ZM101 129H99V130H101ZM153 129H155V127H153ZM198 132L199 131L197 130V134H198ZM223 132H225L226 135L223 134ZM7 133H8L7 126L1 124L0 125V134L2 136H6ZM73 133H71V134L73 135ZM85 133L86 134L90 133V136H89V134L86 135ZM193 134H196V132L194 131ZM225 136H229L228 138L230 139V141H228L229 139H227V141H228L227 142L226 139H225L226 138ZM160 138H161V136H160ZM50 140L52 142H50ZM209 140H211V141H209ZM256 140H258V142H255ZM56 141H57V139H56ZM89 141H91L92 143L94 142L93 140H89ZM154 141L156 142V140H154ZM58 142L54 143L56 145H54V144L51 145L50 144V146H52L51 148H53V150L51 149L52 150V156H53L51 162H53L52 165H54V166L56 164L54 162L59 159V158L57 159V157L59 156L58 154L59 153L61 154L60 146L59 147L57 146ZM112 142L113 141H111V143ZM255 143L256 144L257 143L261 144L260 148L262 149V151L260 153L258 152L259 154L256 153V150H255L256 147H254L256 145ZM173 144H175V145H173ZM93 145H94L93 149L94 148L96 149L97 145H95V143H93ZM170 146H171V148H174V150H176V151H174L172 149H169ZM240 146H241V148H242V146H243V148H246V149H244V152H243L244 154H245V150H246V154H247L248 150L251 149V150H249L247 155H244V156H247V159L249 158L248 156H251V160L249 158L250 162L248 161L247 163H245L244 161H246V159L245 160L241 159L244 156L241 154L243 150L240 149ZM137 147L139 149H137ZM81 148H84V149H81ZM68 149H69V152H71L70 153L71 156L69 154V156H70L69 159H68V157L65 158L67 160L65 162L66 163L65 164L66 165L65 166V170L68 172L67 174H69V177L71 178V176H72V178H73V176L75 174L74 173L75 170H74V166H73V161L77 159L75 157V155H78V154H76L77 152H74L75 149L72 146L69 147ZM114 149H116L115 142L112 143V145L109 146L108 151H107V154L110 157L109 162L112 165H115V163H116V161H115L116 160L115 159V153H114L115 150ZM15 150L16 149H14L12 147L5 146L4 149H2L0 151V154H6L7 156H9L11 154V152H13ZM252 150H254V151H252ZM149 151H150V153H149ZM237 151H239V153L242 155L241 158L240 157H238V158L241 159L243 162L242 161L240 162V160L238 161L237 157H236L237 158V161H236L234 155L236 153H238ZM161 152L162 153L164 152L167 155L171 154L172 152L174 153V155L178 154V153H179L178 155L181 154L182 158H183L182 160H183L184 167H185V169H186V171L188 173L190 172L189 157L193 156L195 158L201 176L203 175L205 177V185H206L205 186V196L201 195V194H198L196 196V201H195L196 202V210L192 209V207H191L193 202L190 201V193H189L190 190H189V185H188L189 183H188L187 177H185L184 173H182L181 171H179V173H177V175H176L177 178L176 179L178 181V184L175 183L174 178L171 177L172 176V175H170L171 173L172 174H176V173L171 171V167H169V166L164 167L163 166L164 164H162V165L159 164L158 166L161 165V166L164 167V169L162 171V174L161 175L160 174L156 175L159 172H157L156 174L154 173V171L155 172L156 171H160V170H154V169L156 167V163L159 161L158 158L160 159L164 155V153L162 155ZM234 152H236V153H234ZM250 152L253 153V155ZM158 154H161V157ZM240 154H239V156H240ZM254 154L255 155L257 154L258 159H259V157L261 159L263 157V159H262L263 161L259 162L257 160L258 161L257 162L256 160H254L255 159V158H253V157H255ZM31 155H32L33 159L35 158L38 161L34 159V164L35 165L32 163V166L34 165L36 167V168H34V166H33V169H35L34 173L30 172L29 174L26 175L24 173H21V170H22L21 166L22 165L24 166L25 163H28L27 162V158H28V156H31ZM94 155H95V153H94ZM157 155L159 157H156L157 158L156 159L155 156H157ZM237 155L238 154H236V156ZM170 156H169V159L171 158ZM72 157H73V159H74V157L76 159L73 160ZM166 157L167 156L164 155V158H162L160 161H162L163 159L165 160ZM54 158H56L57 160H55ZM65 159H64V161H65ZM170 160H168V161L165 160V161L170 163ZM155 161H157V162H155ZM154 162H155V164H154ZM164 163H166V162H164ZM2 166H4V165H2ZM161 166H160V168L162 169ZM5 167L6 166L1 167V169H2L3 173H5L4 174V175H6L5 177H8L10 172H8L9 170H7ZM20 168H21V170H20ZM54 168L52 170H54ZM138 171L139 170H135V171L133 170V173H131V175L132 174L133 175L134 174H140ZM84 172L86 173L87 171L84 170ZM31 173H33V174H31ZM154 174L158 178H159V175L161 176V178H163L161 180V182H160V179H158L157 181H155V179H157V178L153 179V177H156V176H154ZM107 175L108 174H106V176ZM246 175L249 176V177H246L247 179H249L251 177L249 179V181L251 180V182H249L248 180L244 181V176H246ZM170 177L173 180H171ZM72 178L69 181L70 183H68V184H70V186L68 185V187H71L73 184H75V181H73L75 179L74 178L72 179ZM53 180H55V178ZM163 180L166 182V185H165V182L162 183ZM234 180H237V182L234 181ZM55 181H53V184H56ZM246 181H248V182H246ZM227 182H234L235 184H233V183H231L233 185L226 184ZM159 183H160V185H159ZM95 184H92V185H95ZM228 185H231V187L230 186L227 187ZM160 187H162V188H160ZM242 188H243V190H242ZM27 191H31L32 192V195L31 196L29 195L28 199H26L27 197L25 198V196H24ZM230 191H232V190H230ZM45 193L49 194V191L45 190ZM231 193H233V192H231ZM229 194H230V192H229ZM234 194H233V198L230 197L231 198V199H229L230 202L227 200L228 203H229L228 206H230L231 208L232 207L235 208V206L238 205L237 202H235L236 201V197H235ZM231 195L232 194H230L229 196H231ZM47 197L50 198V194ZM144 197H143V200H145ZM152 197L159 198V200L164 204L165 208L161 210V209L155 207L154 206V201H153L154 199ZM31 198H33V199H31ZM252 198H253V200H251ZM52 199H53V197L51 198V201L54 203L55 209L58 211L60 205L57 203V201L54 202ZM258 199H260V200L258 201ZM80 200H82V201H80ZM177 200H180L181 204L180 203L175 204V202ZM254 200H256L257 202L255 203ZM248 201H251L250 204L248 203ZM178 204H180V205H179V207H177L178 209H176V211H175L176 207H172V206H177ZM171 208H174L172 210H174L177 213V216L179 218L180 223L179 222L175 223V221L173 222L172 216H171L172 215L171 214V211H172ZM261 212H262V214H261ZM90 215H89V217L92 219V221L90 219L85 224L92 225V223H93L91 229H93V227H95V228H97L95 230L99 231L101 229L100 228V224H99L100 222L99 223L95 222L96 221V220H94L95 216L93 218V216L91 215L92 216L91 217ZM259 215L263 219H260ZM210 216H212V218ZM89 217H88V219H89ZM69 218L67 220H69ZM82 218L84 219V217H82ZM189 219L190 220L193 219V221L192 220L190 221ZM53 220L56 221V223L57 222L61 223V225H66L67 224L66 220H62V221L58 220V217H55V219L53 218ZM71 221L72 220L68 221V224H69L68 227H69L70 230H72V232L75 233L76 229H74L75 226L73 225V222H71ZM85 221H86V219H85ZM196 222H197V224H196V226H194L193 224L196 223ZM6 223L11 227V233H12L13 239H14V241L17 244V247L19 249L20 262L23 263V264L24 263H26V264H35L33 262V260H32V254H35V253L41 254V253L44 252V250L42 251V249H41L42 246H39L38 243H36L37 240H38L37 238L40 237V234H43V231H42L43 230V224H38L36 226L37 229H36V227H34L35 229L33 228V230H32L33 235H36V237L34 238L36 242H34L35 244L33 243L34 244L33 245L30 242H28L27 238L25 237V234H26L25 224H24L25 221H24V218H23V214L21 212L18 213V215L16 216V219H14L12 221H6ZM257 224H258V226H257ZM87 225H86V227H88ZM254 227H258V228H254ZM259 228H261V229H259ZM24 230H25V232H24ZM89 230H90V228H89ZM254 230H256V231H254ZM253 231H254L255 234L253 233ZM257 231H258V233H257ZM172 232L173 233L175 232V234H176L175 235L176 243H175V241H173V239H174L173 237L174 236L171 235ZM42 237H43V235H42ZM171 238H173V239H171ZM0 239H1V237H0ZM227 241H229L233 246L229 242H228L229 243V245H228ZM225 243H227V244H225ZM196 245H197V247H198V245L200 246L199 250L197 249ZM165 247L167 248L166 251H165ZM164 252H166V253L169 252V255H171V257L168 258L169 256H166L164 254ZM192 252H193V250H192ZM93 253H94V255H96V258H98L100 260L99 263L106 264L105 263L106 262L105 261L106 260V255H104V253H103V251H101V249H99L97 247H94L93 248ZM46 254L47 253H45L44 255L47 257ZM49 255H52V254L49 253ZM49 255H48V257L50 258ZM53 256L50 259H54ZM215 256L217 257V259H216ZM68 257H69V255H68ZM66 259H68V258L65 257L64 260H66ZM260 260H263V259H260ZM257 262H259V261H257ZM250 263L253 264V263H255V261H253V263L252 262H250Z\"/></svg>",
    "mask_w": 264,
    "mask_h": 264
}]
</instances>
